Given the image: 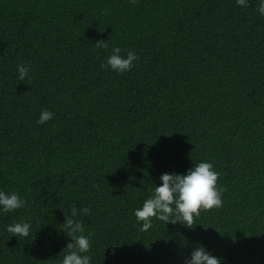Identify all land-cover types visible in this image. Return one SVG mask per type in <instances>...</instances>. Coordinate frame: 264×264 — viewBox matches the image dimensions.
Segmentation results:
<instances>
[{"label": "trees", "instance_id": "1", "mask_svg": "<svg viewBox=\"0 0 264 264\" xmlns=\"http://www.w3.org/2000/svg\"><path fill=\"white\" fill-rule=\"evenodd\" d=\"M258 4L0 0V190L26 201L0 208V264H61L73 206L94 233L91 264H185L199 246L221 264H264ZM115 46L138 55L130 71L101 68ZM45 109L54 116L38 124ZM200 161L220 174L223 206L192 228L153 218L140 231L149 188ZM14 222L29 237L11 235Z\"/></svg>", "mask_w": 264, "mask_h": 264}, {"label": "clouds", "instance_id": "2", "mask_svg": "<svg viewBox=\"0 0 264 264\" xmlns=\"http://www.w3.org/2000/svg\"><path fill=\"white\" fill-rule=\"evenodd\" d=\"M135 5L137 0H130ZM240 6H247V0H236ZM264 15V0H259L256 8ZM97 48H107L105 40L95 42ZM138 55L128 51L126 57L121 55V48L115 46L107 57L106 63L101 68H110L118 73L128 72L133 67V62L138 60ZM18 81H24L30 72L29 66L24 63L17 65ZM30 79V78H29ZM54 113L43 110L37 120L38 124H44L51 120ZM219 173L214 170L211 162L200 161L194 163L193 167L185 174L162 173L159 186L149 188V195L143 201L142 206L134 210L138 223L141 224L140 231H148L152 227V220L156 218L165 223L179 222L188 228L195 224V218L199 217L201 211H209L223 206L222 193L225 189L217 186ZM26 201L16 192L6 193L0 190V208L8 213L23 208ZM90 208L84 207L79 210V215H88ZM78 210L72 207L70 215L65 214L63 223L64 232L70 237L66 245V253L63 255L61 264H91L90 255L86 254L91 248L90 237L94 233L85 234V226L82 220L75 219ZM11 235L27 238L30 235L31 225L27 222H14L7 226ZM185 264H221L220 258L211 255L203 246L196 247L190 254V259Z\"/></svg>", "mask_w": 264, "mask_h": 264}]
</instances>
